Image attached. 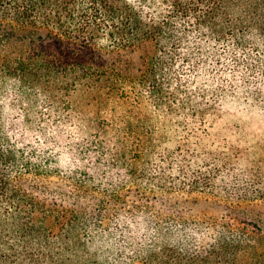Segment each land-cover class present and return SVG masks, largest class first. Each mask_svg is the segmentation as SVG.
Wrapping results in <instances>:
<instances>
[{
  "label": "trees",
  "instance_id": "obj_1",
  "mask_svg": "<svg viewBox=\"0 0 264 264\" xmlns=\"http://www.w3.org/2000/svg\"><path fill=\"white\" fill-rule=\"evenodd\" d=\"M0 247L264 264V0H0Z\"/></svg>",
  "mask_w": 264,
  "mask_h": 264
},
{
  "label": "rangeland",
  "instance_id": "obj_2",
  "mask_svg": "<svg viewBox=\"0 0 264 264\" xmlns=\"http://www.w3.org/2000/svg\"><path fill=\"white\" fill-rule=\"evenodd\" d=\"M1 250L5 255L4 256H0V264H28L27 261H25L24 259H19L13 255H10L7 252H4L5 250L3 248H5V246L2 248L0 247Z\"/></svg>",
  "mask_w": 264,
  "mask_h": 264
}]
</instances>
